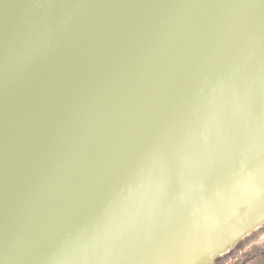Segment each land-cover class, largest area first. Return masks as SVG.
<instances>
[{
	"label": "water",
	"instance_id": "obj_1",
	"mask_svg": "<svg viewBox=\"0 0 264 264\" xmlns=\"http://www.w3.org/2000/svg\"><path fill=\"white\" fill-rule=\"evenodd\" d=\"M264 220V0H0V264H211Z\"/></svg>",
	"mask_w": 264,
	"mask_h": 264
},
{
	"label": "rangeland",
	"instance_id": "obj_2",
	"mask_svg": "<svg viewBox=\"0 0 264 264\" xmlns=\"http://www.w3.org/2000/svg\"><path fill=\"white\" fill-rule=\"evenodd\" d=\"M249 239L233 255L227 257L223 264H264V227Z\"/></svg>",
	"mask_w": 264,
	"mask_h": 264
},
{
	"label": "trees",
	"instance_id": "obj_3",
	"mask_svg": "<svg viewBox=\"0 0 264 264\" xmlns=\"http://www.w3.org/2000/svg\"><path fill=\"white\" fill-rule=\"evenodd\" d=\"M263 226H264V224H263ZM257 230L258 229L254 230V231H257ZM252 234L253 233L250 232L247 235L243 236L241 239H239L236 246L231 251L226 253L225 255L215 257L212 264H223L224 260L227 259V257L233 255L238 249H240L242 247V245L246 244L247 241L250 240L249 238L252 236Z\"/></svg>",
	"mask_w": 264,
	"mask_h": 264
}]
</instances>
